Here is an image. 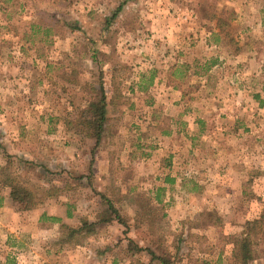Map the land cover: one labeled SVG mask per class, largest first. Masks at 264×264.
<instances>
[{
  "label": "rangeland",
  "instance_id": "obj_1",
  "mask_svg": "<svg viewBox=\"0 0 264 264\" xmlns=\"http://www.w3.org/2000/svg\"><path fill=\"white\" fill-rule=\"evenodd\" d=\"M263 19V0H0V178L35 204L0 183V264L7 237L24 264H158L137 245L234 264L249 231L264 264ZM99 83L113 98L93 154L74 120ZM96 190L126 224L60 245L43 214L94 221Z\"/></svg>",
  "mask_w": 264,
  "mask_h": 264
},
{
  "label": "trees",
  "instance_id": "obj_2",
  "mask_svg": "<svg viewBox=\"0 0 264 264\" xmlns=\"http://www.w3.org/2000/svg\"><path fill=\"white\" fill-rule=\"evenodd\" d=\"M116 14L117 12H115L112 17L114 18ZM47 65L50 66L51 64ZM66 73L67 74H65L64 77L65 80L71 83H77V79L72 76L73 71H71L70 74L69 72ZM112 98L113 96L111 98H107V94L102 83H99V91L88 100H85L83 113L74 120L77 132L94 140L95 144L91 151L93 154L94 150L100 145L104 136L108 106L112 103ZM198 121L203 123L201 120ZM192 138H194V136ZM87 178L91 183L93 180L92 173ZM169 180H172V178ZM0 183L4 187H9L10 195L17 201L20 210H31L34 207V194L30 188L21 184L18 180H15V178H10L8 174H4V176L0 178ZM96 191L105 207H102L96 213V220L94 221H91L88 218H82L79 225H71L62 221L59 217L43 214L42 218L50 220L47 225H51L53 222L58 223L57 242L60 245L73 247L82 244L84 239L95 233L96 225L98 223H110L115 220L119 223L126 224L125 218L119 213L118 208L114 205V201L110 198V196L103 191ZM157 199L158 202L162 201L159 198ZM140 215L142 217L141 219H143L144 215ZM251 229H253V227H251ZM251 233L250 231L247 232L235 242L232 248L234 264H249V261L252 259V244L254 243V240L252 239ZM141 250H146L151 257V260L156 261L158 264L174 263V259H172L170 253L165 250L159 249L156 251L152 248H142L139 245L135 246V251Z\"/></svg>",
  "mask_w": 264,
  "mask_h": 264
},
{
  "label": "crops",
  "instance_id": "obj_3",
  "mask_svg": "<svg viewBox=\"0 0 264 264\" xmlns=\"http://www.w3.org/2000/svg\"><path fill=\"white\" fill-rule=\"evenodd\" d=\"M255 174H257V173H255ZM255 174L251 175V176H248L246 178L247 181H250L251 179H253V181L257 182V177H256ZM259 174H262V172H259ZM243 191H244V188H240V192H243ZM253 191H256V190L253 189ZM9 240L10 239L7 237L5 240H3V244L7 245L10 249L11 248H16L17 252L14 253L15 254V258H16L15 264H24V262L27 261L25 259H28V257H30V256L29 255H25V256L24 255H19V254H22V253L18 252V250L22 252V248L21 247H23V245L15 243V242L14 243H9ZM76 246H79V245H76ZM23 252L26 253L27 249H24ZM1 261H2L1 263L3 264L4 263L3 260H1Z\"/></svg>",
  "mask_w": 264,
  "mask_h": 264
}]
</instances>
